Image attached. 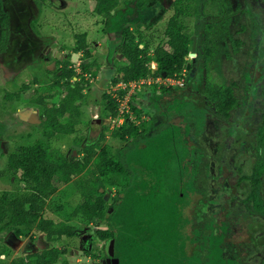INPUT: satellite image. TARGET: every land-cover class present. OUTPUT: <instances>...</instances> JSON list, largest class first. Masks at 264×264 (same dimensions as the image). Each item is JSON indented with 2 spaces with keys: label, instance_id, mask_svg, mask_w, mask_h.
<instances>
[{
  "label": "rangeland",
  "instance_id": "rangeland-1",
  "mask_svg": "<svg viewBox=\"0 0 264 264\" xmlns=\"http://www.w3.org/2000/svg\"><path fill=\"white\" fill-rule=\"evenodd\" d=\"M142 1L146 4L140 7L138 3ZM199 1L201 3L199 2L198 8L194 9L195 0H182L181 5L191 2L192 7L187 14L181 17L186 25L185 31L191 37L196 35L197 23L199 24L201 31L204 32L206 44L212 49V56L205 64L206 79L203 87L209 82L216 88H220L223 84L234 83L233 89L240 104L231 110L229 117H225L222 112L218 111L205 91L199 88L198 91H189L188 86L182 89L157 84L155 88L158 89V93L163 89H169L168 93L161 97V99L164 97L165 107L162 114L153 109L154 106L159 105L160 101L156 102L155 99H151L153 108L150 109L148 106L151 103L146 94L136 95L130 91L121 96L119 86L114 83L119 68L128 64L121 44L122 36H117L121 35V32H116V35L105 32L102 18L93 16L96 3L94 0H0L2 10L7 14V19H4L0 13V171H6L8 154L15 152L19 145H33L34 142L44 139L46 141L43 142L49 147L66 150L70 155L72 146L75 144V135L87 136V141L93 143L99 141L102 131L105 137L101 141V146H108L117 158V149L125 144L130 147V144L134 143H130L129 138L121 140L112 137V131L121 127L123 121H114V118L109 115L106 107L108 95L117 99L120 103L118 109L125 111L124 116L129 109L130 120L139 127V135L136 139L137 137L143 138L144 135L141 133L145 127L151 126L147 135H154L150 137V142L141 143L138 151L141 150L140 148L149 150L151 146L150 153L148 152L143 157L149 164L148 167L151 168L158 164H163L162 167H164L171 164L173 159L167 153L164 154L168 151L162 148L166 143L160 142V138L165 137L163 133L172 131L173 126L170 123L165 124L168 122V110L174 111L175 97L190 94L193 101L185 108L188 115L175 112L171 120L174 123L177 122V126L183 127L187 119L191 125V134H196L197 121L199 117H203V130L199 135H195V140L189 142L201 147V152L205 154L203 160L208 162L209 170L205 172L204 168H200L198 173L197 182L201 188L205 187V193H197L195 196L194 194L188 195L189 201L186 196V204L191 203V197L193 202L204 199L209 215L213 211H220L224 204L233 209L234 214L237 209L242 210L243 199L250 188V182L241 181L239 178L244 174H249L261 158V153H264V148H259L261 153L260 155L258 153L257 136L258 128L263 122L264 112V0H229L231 11L222 16L218 13L217 1ZM176 3L177 0H121L112 13L116 14L118 9L126 13L125 18L129 19L126 25L131 27V36L137 42L141 40V35L144 36L143 41L145 42L150 35L155 34L156 40L151 46V53H153L165 34L169 19L175 13ZM196 11L199 12V16L195 15ZM115 17L111 19V24H114ZM221 19L229 20L225 29L221 28L222 31L218 32L207 29L210 24H215L216 29V23H220ZM83 33H87L88 38L85 48L75 53L73 52L74 43ZM232 39L241 41L237 52L234 50ZM85 49L90 50L89 56H86ZM110 49H114L113 55L110 54ZM188 57L191 58L189 61L192 66L196 56L189 54ZM65 61H69L70 67L75 69L76 80L85 81L84 98L74 112V115L79 116L76 131L72 135L60 134L61 136L55 132L54 136L57 137L48 140L47 133H44L47 125L45 126L42 122L29 123L21 120L19 111L31 107L37 111L40 118L45 107L36 104L35 101L41 95L52 93L54 90L56 96L48 101L50 106L58 105L62 101L64 94H60V90L52 86L54 80L58 78V69L65 65ZM82 65H87L88 70L84 71ZM246 72L250 73L256 83L257 91L254 96L247 94L246 86L253 82L252 79H246ZM150 90H153L152 87L147 86L138 92L144 93ZM245 95L248 96V104L243 103ZM95 117L101 119V122H94ZM232 128L237 129L235 133L230 132ZM177 139L179 142L182 141L180 137ZM81 147L73 148V153L77 150L75 156L79 155L78 151ZM157 149L162 155L158 156ZM80 156L82 157L83 154ZM89 171L90 169H86L85 172L75 176L70 184L59 183L56 192L47 198L42 214L57 222L64 221L74 225L76 234L82 232L81 234L85 236H92L96 245L94 251H98L103 240L98 236L97 230L106 228L105 222L86 221L81 214L72 215L82 200L73 182L78 177H88ZM172 182L171 177L169 179V175H165L163 187L165 194L171 198L180 189L179 186L174 187L175 184ZM121 189L107 188L105 195L108 194V205L113 201L112 197H115ZM4 190L14 193L25 191L24 184L14 179L8 172H5L0 179V191ZM107 209L111 208L107 206ZM188 211L191 212L190 208ZM193 218L195 219V216L191 214L192 223ZM190 229L193 230V227ZM149 231L152 232L155 229ZM151 232L149 235L155 238L157 235ZM25 233L26 237L23 235L15 237L7 225L0 224V250H8L5 257H0V264H11L16 257H25L38 250L34 245L40 238L41 246H38L41 249L47 246L44 236H40L41 234L34 227ZM76 234L74 237H63L51 243L57 248L65 247L67 251L65 255L60 256L57 264H64L65 259L71 261L72 264H78L77 261L81 257L80 260H85V257L79 255L82 248H78ZM228 234L227 241L235 244L239 254L246 256L242 257L243 260L234 259L235 264H262L261 261L264 258V219L262 217L245 213L231 224ZM190 235H194V232L192 231ZM31 238H35V241H32L33 247L29 244ZM142 242L144 245H149L145 238ZM232 248L233 246L230 250ZM71 249L74 251L73 257L70 255ZM108 251L118 255L122 262L123 260L126 262L125 264H131L133 261L123 255L126 250L119 248L115 239L111 240ZM146 254L149 264H156L155 260H162L167 256L164 250L154 249L150 245ZM170 264L176 263L171 260Z\"/></svg>",
  "mask_w": 264,
  "mask_h": 264
},
{
  "label": "trees",
  "instance_id": "trees-1",
  "mask_svg": "<svg viewBox=\"0 0 264 264\" xmlns=\"http://www.w3.org/2000/svg\"><path fill=\"white\" fill-rule=\"evenodd\" d=\"M94 1L96 3L93 16L102 18L105 24V32L113 35H116V32H121V35L117 36H122L121 44L125 50L128 64L119 68V73L114 78L115 85L119 82L129 83L139 80L151 74L154 77L163 74L166 77L178 76L183 70H186V78L190 82L189 91H198V88L204 90L210 101L225 117H229L231 110L239 106V100L233 89L234 83L231 85L223 84L220 88H216L209 82L203 87L206 79L204 66L212 56L211 48L198 46L195 63L192 64L189 71L187 70V63H189L187 58L192 50L193 39L185 31L186 25L181 16L189 12L188 10L192 7L191 2L181 5L182 0H177L175 13L169 19L165 34L151 53L152 43L156 40L155 34L150 35L145 42L143 41L144 36L141 35V40L137 42L131 36V27L126 25L129 20L125 18L126 13L119 9L116 14L112 13L121 0ZM218 3V13L224 14L231 11L228 0H221ZM138 4L142 7L145 6L146 2L142 1ZM194 4V9H197L199 0H195ZM0 13L4 19H7V14L3 12L1 4ZM195 15L198 16V11L195 12ZM113 17H115V22L111 24L110 21ZM228 22V19H221L220 23H216V29L215 24L208 25L207 29L222 31ZM139 27L138 29H140ZM196 34L199 38L204 35L198 23ZM86 39H88L87 33L79 35L78 40L74 43L73 52L76 53L82 48L84 49ZM232 43L237 52L241 41L232 39ZM85 50L86 56H89L90 50ZM110 51V54L113 55L114 49H110ZM154 61L157 63L156 70L151 67V62ZM201 63L204 66H200ZM82 68L84 71L88 70L87 65H82ZM57 74L58 78L54 80L52 87L56 90L59 89L60 94H64L62 101L55 106H50L48 103L50 99L56 96L55 90L52 93L41 95L35 101L36 104L45 107L40 121L43 120L41 122L45 126L47 125V130L44 133H47L46 138L48 140L57 137L54 136L55 132L61 136L60 134L72 135L76 131L77 117L79 116L74 115V112L79 108L80 101L84 98L83 91L86 87L84 80H76L75 69L70 67L69 61H65V65L58 69ZM245 77L247 80H251L249 72L245 73ZM252 82L246 86V91L247 94L255 95L257 87L253 79ZM145 86L152 87L153 90L144 93L137 92L136 95H148L147 98L151 103L148 106L150 109L153 108L151 99H155L156 102L159 100V105L154 106L153 109L162 114L165 107L164 97L162 99L161 97L168 93L169 89H163L162 92L158 93V89L155 88L157 84ZM119 91L121 96H124L127 89L120 88ZM247 97L245 95V100ZM107 100L106 107L109 115L113 118L117 117L120 112L118 109L120 103L110 95L107 96ZM245 100L243 103L247 104L248 100ZM192 101L190 94H185L182 98L175 97L174 111L168 110V122L165 124L170 123L173 126L172 131L163 133L165 140L160 138V142L166 143L165 147L162 148L168 151L164 154L167 153L173 159L171 164L164 167H162L163 164L148 167L149 164L143 157L148 152L150 153L152 147L150 146L149 150L140 148L141 150L138 151V146L141 143H147L154 134L147 135L151 130V126H147L141 133L144 137H137L136 139V136L139 135V127L130 120L129 111L125 114L124 123L121 127L114 129L111 135L121 140L129 138L130 143L134 144H130V147L125 144L117 149V158L108 146H101V141L105 137L104 131L100 133L99 141L93 143L87 141V136L78 137L75 135V144L72 147L74 148V145L82 146L81 150L78 151V156L74 155L73 148L69 155L66 150L49 147L47 143L43 142L46 141L44 139L34 142L33 145H19L15 152L8 154L6 171H0V179L5 172H8L14 179L24 184L25 191L15 193L9 190L0 191V224L7 225L15 237L22 235L26 237L25 232L31 230L32 227L51 242L59 241L63 237L74 236V225L46 218L42 213L47 198L56 192L59 183L70 184L75 176L85 172L86 169H90L88 177L81 176L73 182L82 200L72 215L81 214L86 221L105 222L107 227L99 228L97 230L98 236L106 242L115 239L118 242V247L126 250L123 255L133 260L131 264H140L141 262L149 264L147 263L149 259H146L149 245L153 246L154 249L164 250L167 255L166 258H162L161 255L162 260H155L156 264H170L171 260L176 264H235L234 259L243 260L246 256L239 254L235 244L227 241V236L231 224L245 213L247 215L256 214L264 219V153L259 152V148H264V112L263 122L257 131L258 153L259 155L261 153V158L255 163L249 174H244L239 178L241 181L250 182V188L243 199L242 210L237 209L236 214H234V210L224 204L220 211H213L209 215L205 208L204 199L193 202L191 197V203L186 204L190 195L205 193V187L204 189L201 188L197 182L199 180L198 173L200 168H204L207 172L209 165L207 161L203 160L205 154L201 152V147L189 142L195 140V135H199L203 130V117H199L197 121L196 134H191V125L187 119L184 118L186 125L183 127L177 126V122L172 121L175 112L187 116L188 113L185 108ZM235 130L237 129L232 128L230 132L235 133ZM178 137L182 141L179 142ZM128 147L129 149H127ZM156 153L158 156L162 155L158 149ZM80 154L83 156L81 157ZM219 171H222L221 168ZM167 174L169 179L171 177L172 183L175 184L174 187L179 186L180 188L173 198L165 194L163 187V181ZM114 187L122 189L118 191L115 197H112L113 201L108 205L105 192L107 188ZM186 196L188 197L186 198ZM186 205L189 207L187 208ZM107 206L112 208L109 217H107L109 211ZM189 208L191 212L188 211ZM191 214L195 216L193 223L190 219ZM190 227H193V230ZM151 229H155L156 232L149 231ZM192 231L194 235H190ZM149 232L157 236L154 238L153 235H149ZM143 238L147 240L149 245L143 244ZM231 246L233 248L230 250ZM7 252L6 249L0 250V255ZM65 252V247H52L29 253L25 257H16L11 264H57L60 256ZM261 263L264 264V258Z\"/></svg>",
  "mask_w": 264,
  "mask_h": 264
},
{
  "label": "flooded vegetation",
  "instance_id": "flooded-vegetation-1",
  "mask_svg": "<svg viewBox=\"0 0 264 264\" xmlns=\"http://www.w3.org/2000/svg\"><path fill=\"white\" fill-rule=\"evenodd\" d=\"M215 1H217V3L220 1L221 2V0H215ZM200 3H201V1H199ZM228 2H229V0H228ZM230 7V6H229ZM248 12H249V10H248ZM250 13V12H249ZM198 14H199V12H198ZM221 16H222V14H220ZM199 16V15H198ZM218 31H220V30H216V32H218ZM202 33H204V32H202ZM220 34H221V32H220ZM194 36H196L197 37V39H196V56H197V53H198V46H200V47H202V48H204V47H208V48H211V47H209L207 44H206V38L204 37V35L202 36V38H199L198 37V35L196 34V35H194ZM194 36L192 37V39H193V42H194ZM193 42H192V48H193ZM191 52H192V50H191ZM190 52V53H191ZM189 53V54H190ZM196 57H194V59H195ZM188 60H190L191 58L190 57H188L187 58ZM189 63H191V61H189ZM195 63V62H194ZM204 66L202 63L200 64V66ZM205 67V66H204ZM264 67V66H263ZM191 69V66H190V68H189V70ZM205 69L206 68H204V72H205ZM188 70V71H189ZM251 79H252V77H251ZM188 86V88H187V90L189 89V87H190V82H189V80L187 81V78H186V82H185V84L183 85V86H181V87H179V88H182V89H184V88H186ZM182 95V94H181ZM182 96H184V95H182ZM181 96V97H182ZM251 96H254V95H252L251 94ZM180 97V98H181ZM248 98V97H247ZM247 104H248V102H247ZM248 114V113H247ZM39 118V117H38ZM40 119V118H39ZM75 231V230H74ZM76 232V231H75ZM82 232H78L77 234H76V242H78V248H82V249H80V254L79 255H81V256H83V257H85V260H78L77 262H78V264H115L114 262H115V260H113V259H115V258H118V260H119V264H125L126 262H124V260H123V262H122V260H121V258L118 256V255H116V254H114V253H111V252H109L108 251V246H110L111 245V242L110 241H105V240H103L102 241V245H101V247H100V249L98 250V251H94V248H96V245L94 244V238L92 237V236H85V235H83V234H81ZM41 235L40 236H44L42 233H40ZM74 237V236H73ZM44 238H45V236H44ZM41 240V238L40 239H38L37 240V243L34 245V246H36L37 248H38V250H35V251H33V252H36V251H39V250H46V249H50V248H52V247H54V246H52L51 245V243H53V242H51V241H48V240H46V238H45V240H46V243H47V246L46 247H44V248H40L39 246H41V244H40V241ZM32 241H35V238H31V242L29 243L32 247H33V242ZM40 241V242H39ZM28 244V245H29ZM39 245V246H38ZM72 250V249H71ZM76 251H78V250H76ZM32 253V252H31ZM67 253V251L64 253V254H62V255H65ZM74 253V251L72 250V251H70V255H71V257H73V254ZM5 255H6V253L5 254H1L0 255V257H5ZM69 256V255H68ZM108 259H111L110 261H111V263L109 262V260ZM59 262V261H58ZM57 262V263H58ZM66 262V263H65ZM64 263L65 264H72L71 263V261H67L66 259H65V261H64ZM77 264V263H76ZM128 264V263H127Z\"/></svg>",
  "mask_w": 264,
  "mask_h": 264
},
{
  "label": "built area",
  "instance_id": "built-area-1",
  "mask_svg": "<svg viewBox=\"0 0 264 264\" xmlns=\"http://www.w3.org/2000/svg\"><path fill=\"white\" fill-rule=\"evenodd\" d=\"M152 68H155V65L151 64ZM186 70H183L178 76H170V77H154L152 74L148 77L141 78L139 80H134L129 83L126 82H119L117 85L119 88L127 89V93H130L132 91L133 93H137L140 91L143 87H146L145 85H152V84H166L168 87L170 86H183L186 82ZM131 92V93H132ZM129 111V109H128ZM124 110L120 109V113L117 117H115L114 121H124V116H122V113H124Z\"/></svg>",
  "mask_w": 264,
  "mask_h": 264
},
{
  "label": "water",
  "instance_id": "water-1",
  "mask_svg": "<svg viewBox=\"0 0 264 264\" xmlns=\"http://www.w3.org/2000/svg\"><path fill=\"white\" fill-rule=\"evenodd\" d=\"M196 39H197V37L194 36L193 48H192V52L190 53V55H192V56H196ZM190 66H191V63H187V70H189ZM163 75L165 76V74H163ZM19 117H20L21 120L28 121L29 123H40L41 122L40 119L38 118L37 111H35L31 107H28V108H25V109L20 110L19 111ZM94 122L100 123L101 122V119L95 117L94 118ZM74 147L76 149H79L80 148L77 145H74ZM76 151H75L74 154H76ZM107 195H105V199H108L107 198ZM111 212H112V208L109 209V211L107 213V217H109V215H110ZM108 260L111 263V261H110L111 259H108ZM113 260H115V262H114L115 264H119L118 258H115Z\"/></svg>",
  "mask_w": 264,
  "mask_h": 264
},
{
  "label": "clouds",
  "instance_id": "clouds-1",
  "mask_svg": "<svg viewBox=\"0 0 264 264\" xmlns=\"http://www.w3.org/2000/svg\"><path fill=\"white\" fill-rule=\"evenodd\" d=\"M154 64L155 65V68H153V70H156L157 69V63L154 61V62H151V64ZM161 77H166V76H164V75H162ZM170 87H177V86H170ZM178 87H181V86H178ZM120 113V112H119ZM122 116H123V113H122ZM124 119H125V116H124ZM94 120V119H93ZM123 123H124V121H123Z\"/></svg>",
  "mask_w": 264,
  "mask_h": 264
}]
</instances>
